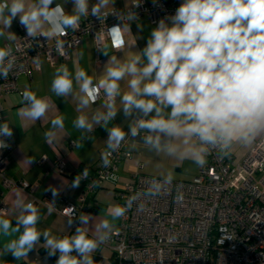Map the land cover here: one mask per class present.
Instances as JSON below:
<instances>
[{"label":"clouds","instance_id":"clouds-1","mask_svg":"<svg viewBox=\"0 0 264 264\" xmlns=\"http://www.w3.org/2000/svg\"><path fill=\"white\" fill-rule=\"evenodd\" d=\"M53 3L54 0H35L26 9L25 0H0V18L4 28L9 29L19 15L28 36L56 38V48L63 54V41L59 38L67 35L68 29H77L81 17L89 13L102 18L110 0H97L91 10L89 0H73L71 13L61 4L53 7ZM122 15L129 21L137 18L132 11ZM127 32L130 25L126 23L107 29L113 49L119 51L126 46ZM104 54L108 55L107 51ZM13 65L11 48H0V76L7 78ZM70 75L66 65L56 69L51 90L57 96L72 91ZM126 77L127 91L122 92L120 82ZM76 79L81 82L84 97L80 102L84 107L95 103L103 90L107 112L101 118L105 124L115 118L119 96L126 117L134 112L141 117L129 126L132 137L144 132L145 145L169 155L178 151L176 140L181 139L186 145L194 140L196 143L187 151L194 155L197 165L203 166L210 150L219 149L226 156L235 142L250 143L264 132V0H182L174 15L159 20L146 46L137 54L124 62L113 60L95 84L84 70L77 73ZM25 101L28 105L20 109V114L34 120L43 117L49 108L46 99L37 98L30 90L22 93V103ZM51 124L54 129L63 128V117H55ZM74 125L79 129L89 127L84 115L78 116ZM12 135L9 124L0 123V137ZM126 135L122 128L112 127L108 148L114 150ZM45 137L51 139V132H46ZM5 147L4 139H0V148ZM109 163L104 156V164ZM87 174L85 170L84 177ZM172 179L169 173L163 183L169 185ZM80 180L77 175L72 187H79ZM51 191L55 198L58 192ZM160 193L158 188L150 194ZM64 210L71 216V208ZM22 211L24 214L15 228L11 221L0 217L3 234H9L10 230L20 232L23 228L18 239L9 242L6 248L15 259L27 256L43 235L48 256L59 252L56 264H94L92 253L109 239L108 235L99 240L89 238L81 228L73 236L58 239L50 231L41 233L37 229L40 216L34 203L24 204ZM113 212L120 217L125 209L115 207ZM81 221L87 223L84 217ZM101 226L108 229L109 222ZM73 252L77 255H72Z\"/></svg>","mask_w":264,"mask_h":264},{"label":"built area","instance_id":"built-area-1","mask_svg":"<svg viewBox=\"0 0 264 264\" xmlns=\"http://www.w3.org/2000/svg\"><path fill=\"white\" fill-rule=\"evenodd\" d=\"M181 3L182 0H134L122 9L105 10L100 19L89 13L81 17L77 29H68L67 35L59 38L63 54L56 48V38L17 34L12 45L3 47L11 48L14 65L7 78L0 76V96L17 89L20 75L30 77L33 70H38L42 56L50 63L66 60L85 35L93 38L96 49L106 41L111 45L107 29L128 22L122 14L132 11L136 19L146 17L155 23L161 16L174 15ZM99 97L106 102L103 90ZM0 139L7 144L0 148L3 185L31 192L34 186L28 181L6 176L10 144L5 137ZM104 156L110 161L107 166ZM130 156L125 141L114 150L106 148L99 164L86 169V177L81 175L83 190L78 203L50 196L37 201L71 219L70 232L65 236H73L77 228L83 230L79 212L84 208L86 194L107 180H116L119 161ZM56 167L62 170L61 163ZM163 180V176L137 170L115 191L117 205L125 212L104 234L109 239L101 243L109 248L112 264H264V133L240 158H234L231 149L226 156L212 149L193 176L172 179L169 185ZM158 188L161 193L152 196L150 193ZM33 199L31 195L26 203H33ZM65 208L72 209L71 216L65 214ZM6 209L2 202L0 212Z\"/></svg>","mask_w":264,"mask_h":264},{"label":"crops","instance_id":"crops-1","mask_svg":"<svg viewBox=\"0 0 264 264\" xmlns=\"http://www.w3.org/2000/svg\"><path fill=\"white\" fill-rule=\"evenodd\" d=\"M133 1L110 0L103 11L112 8L122 9ZM34 2L35 0H25L26 9ZM96 2L97 0H89V9ZM56 3L63 5L68 13H71L74 7L73 0H54L52 6L54 7ZM165 18L167 17L161 16L155 23L150 22L146 17L126 22L130 25V32L125 33L126 46L119 51L113 49L108 41L96 49L93 38L85 35L79 45L70 50L66 60L50 63L42 56L38 70H33L30 77L20 75L17 79V89L0 96L2 123L7 122L13 131L10 138L5 137L10 144L5 174L14 179H24L34 186L31 192L5 186L0 177V204L4 202L7 207L4 213L0 212V217L11 221L13 228L17 227L18 218L24 214L22 206L31 199L32 195L33 203L39 209L40 220L36 227L41 233L47 230L53 237L59 239L70 232L69 218L50 210L37 199L46 196L54 198L51 189H55L58 192L56 197H61L66 202L78 203L77 199L83 190V182L81 179L80 186L77 188L72 187V182L77 175L82 177L84 170L99 164L105 149L108 148V135L112 127H120L127 134L124 141L131 156L119 161L116 180H107L102 186L86 194L83 200L84 208L79 212V221L89 238L99 240L117 224L118 217H115L113 212L114 208L118 207L115 191L122 187L123 180L131 173L142 170L163 177L171 173L175 179L189 178L198 172L200 165L194 162V155L187 151L196 143L194 140L189 141L187 145L181 139L176 140L179 148L173 155L165 151L157 152L143 143L144 132L137 137L130 135L129 126L135 122L136 117H140V114L134 112L126 117L119 96L116 97V116L107 124L101 118V115L107 112L106 102L101 97L87 107L80 102L84 97L80 91L81 82L76 79L80 70H84L88 76L92 77L94 84L97 83L113 60L124 62L141 51L146 46L151 30L156 27L159 20ZM0 32L3 33L0 35V48H3L6 44L12 45L17 34L27 31L20 24L19 15H17L9 29L4 28L3 19L0 18ZM103 50L107 51L108 55H105ZM61 65L67 66L73 81L72 91L65 96H57L51 90L55 71ZM127 80L126 77L120 82L122 92L127 91ZM25 90L34 92L37 98L46 99L49 104L47 112L39 120L20 114V109L28 105L26 101L22 103V93ZM80 115L86 116L89 127L84 129L75 127L74 122ZM57 116L63 117V128H52L51 121ZM97 120L100 122L96 123ZM49 131L52 138L46 139L45 133ZM262 133L250 143L235 142L231 148L233 157L237 159L243 156ZM59 163L62 164V170L56 167ZM108 211L110 212L108 219L103 218L99 224L94 223L97 216ZM81 217L86 218L87 223H82ZM105 221L109 222L108 229L101 226ZM22 231L21 227L20 232L11 230L9 234L0 232V264L20 262L34 264L48 260L41 250L48 247L43 235L25 257L15 259L10 252L6 251L8 243L18 239ZM92 256L94 264H112L111 252L102 244L98 245Z\"/></svg>","mask_w":264,"mask_h":264},{"label":"trees","instance_id":"trees-1","mask_svg":"<svg viewBox=\"0 0 264 264\" xmlns=\"http://www.w3.org/2000/svg\"><path fill=\"white\" fill-rule=\"evenodd\" d=\"M41 238H42V236H41ZM41 250L46 255L48 260L47 261H39V262L34 263V264H56V260L59 257V252H57L55 256H48V247L42 248ZM18 264H28V263L20 262Z\"/></svg>","mask_w":264,"mask_h":264},{"label":"rangeland","instance_id":"rangeland-1","mask_svg":"<svg viewBox=\"0 0 264 264\" xmlns=\"http://www.w3.org/2000/svg\"><path fill=\"white\" fill-rule=\"evenodd\" d=\"M109 215H110V212L108 211L106 213H103V215L101 216H97V218L94 219V223L99 224V222L102 221L103 218L108 219L110 217ZM99 217H102V218H99ZM80 226H82L81 223H80Z\"/></svg>","mask_w":264,"mask_h":264}]
</instances>
